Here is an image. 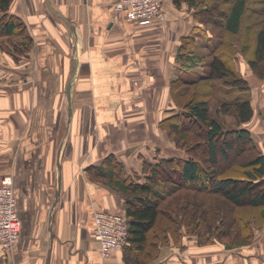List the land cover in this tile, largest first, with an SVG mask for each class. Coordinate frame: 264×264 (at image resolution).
<instances>
[{
	"label": "crops",
	"instance_id": "crops-1",
	"mask_svg": "<svg viewBox=\"0 0 264 264\" xmlns=\"http://www.w3.org/2000/svg\"><path fill=\"white\" fill-rule=\"evenodd\" d=\"M116 1L9 4L33 46L13 54L5 45L21 38L0 34V181L11 178L20 219L17 241L0 245V264H126L122 248L100 255L93 211L122 209L123 200L96 183L90 168L111 154L126 176L145 160L173 156L162 129L179 112L170 80L187 67L178 47L197 35L198 23L185 3L162 0L165 19L141 25L116 11ZM61 92L65 127L53 151L48 141L61 123L50 112ZM182 245H162L149 264H264V228L238 247Z\"/></svg>",
	"mask_w": 264,
	"mask_h": 264
},
{
	"label": "trees",
	"instance_id": "trees-1",
	"mask_svg": "<svg viewBox=\"0 0 264 264\" xmlns=\"http://www.w3.org/2000/svg\"><path fill=\"white\" fill-rule=\"evenodd\" d=\"M210 1L216 2L220 0H172L177 6L185 3L189 7L192 11L194 20L198 23L193 29L201 35L207 34L203 23H206L208 20H211L213 23H219V25L230 34L239 32L243 17L247 10V0H223L226 5L217 12L211 11V7L208 6ZM10 2L11 0H0V34L7 35L10 41L15 37H20L21 42H12L10 45L5 46L7 50L13 54L25 53L32 44V37L19 17L7 13ZM257 10L258 11L254 10L258 13V17H256L257 21L250 22L246 25L245 29L249 31L255 28L252 33L253 44L247 61L251 69L261 76L264 74V23L259 19L262 18L260 14L263 13V10ZM204 12H206V17L208 19H204ZM207 38V40H209V37ZM194 43L195 40L193 35L182 37L178 47V56L190 59L191 62L195 61L194 57L189 54L191 52L189 48ZM209 45L212 58L210 59L207 78L211 81L232 76L234 77V84H236L237 81L243 80L236 74L228 60L231 55L232 43L230 41L229 43H224L221 39L215 44L211 41ZM222 45L226 46V51L220 48ZM204 80L205 78H201L200 80H189L182 76H177L171 81L170 95L176 106L182 108V110L170 117V119H182L183 117H187L193 123L204 125L205 135L200 146L201 148H205V158L207 160L206 167L191 157H161L156 163L146 162L145 160L144 162L151 165L152 169L146 174L145 181L143 182L136 181L128 176L122 178L120 174L123 169L122 163L111 154L100 164L93 165L90 168L92 173L95 172L105 180L106 185L117 189L120 196L123 198L124 212L122 214L127 224V239L122 249L126 264H149L158 256L160 246L170 244V240L172 239L170 230L172 227H174L176 231L175 237L179 236V230L177 231L179 225H176V223L180 224V221L184 228L186 227V229H188L187 227H189L188 231L197 238V242L200 244L206 242L202 240L208 237L210 230L213 231V229H216L218 226H223L225 228L218 233V240H221L220 238L225 235L226 238L231 241L230 244L229 241L223 242L226 248L233 247L235 244H246L251 241L253 233L252 224L250 222L252 219H246L241 214L233 215V220L235 222L233 225L231 219H229L230 222H224V220H222L223 215H220L217 218L218 223L216 225H208L206 220L204 221V200H200L202 203L200 213L194 214L192 209L189 208L193 200L191 197H180L179 211L181 213L175 214L174 212L172 219L177 222H170V224L168 222L169 213L173 207L166 203L167 207L164 208L165 196L171 192H177L179 187L185 184L186 186H199L202 190L217 194L222 198L223 202L235 208L240 209L244 206L259 208L260 217L264 218V154L256 152L247 158L242 164V177H212L214 174L213 167L216 163L217 150L220 149L222 154L226 155L227 149L233 146L226 134L233 132L232 136L236 142H238L237 145H235L237 148H242V144L250 142V135L248 131L243 128H235L225 132L220 122L210 116L209 105L206 99L201 98L194 101L183 102V99H185L187 93H189L190 87L197 91L196 89H201L206 86V83L203 82ZM230 107L233 108L240 122L249 121L253 115V109L248 99L235 101L230 104V106L223 104V113H227ZM182 124L181 122L170 123L169 132H174L176 137H178V135H181L180 137L182 138L185 137L186 131L181 129ZM103 165H105V167H103ZM208 166L209 168L211 167L209 170H207ZM159 168L163 171L165 170L167 174L165 178L159 177ZM173 174L187 183H181L179 181L174 182L172 179V176H174ZM188 200H190V202ZM218 206H222V204H218ZM165 213L166 217L164 218L163 214ZM158 224L160 226L158 233L154 232V234L151 235L152 229ZM188 231L186 230L187 234Z\"/></svg>",
	"mask_w": 264,
	"mask_h": 264
},
{
	"label": "rangeland",
	"instance_id": "rangeland-1",
	"mask_svg": "<svg viewBox=\"0 0 264 264\" xmlns=\"http://www.w3.org/2000/svg\"><path fill=\"white\" fill-rule=\"evenodd\" d=\"M225 5L226 4L223 0L216 2L210 1L208 4V6L211 7V11H215V12L221 10V8L224 7ZM247 5L248 6L242 20L241 29L237 33L230 34L226 32L222 28V26L219 25V23H213L211 22V20L206 21V23L204 22L203 25L205 27V32L207 34L201 35L200 33L197 32V35H193L195 43L192 44L191 47L189 48L191 50L189 54L192 55V57H194L195 61L191 62L190 59H188L186 61L187 67L185 70L181 71L182 72L181 75L178 74L173 75L170 80L171 83V81L175 79L177 76H182L183 78L189 80L192 79L200 80L201 78H205L203 82L206 83V86L202 87L201 89H196L197 91L191 89L190 87L189 93H187L186 96L187 98L185 97V99H183V102L191 101V100L194 101L196 99H201V98L206 99L209 105L210 116L214 117L220 122L225 132L235 128L237 129L243 128L246 129L250 135V142H248L247 144L246 143L242 144V148H237L235 145H237L238 142H236V140L232 136L233 132L226 134V136L231 141L233 146L227 149L226 155H223L220 149L217 150L216 163L213 167L214 170V174L212 176L213 178L227 177V176L242 177L243 175L242 164L247 160V158L256 152H260L264 154V74L259 76L251 69V67L248 64L247 59L253 44L252 33L255 28H252L249 31L245 29L247 24H249L250 22L257 21L256 17H258L257 16L258 13L254 11V10L258 11L257 9L263 10V13L260 14L262 15V18L259 19L261 20V22L264 23V0H247ZM204 17H205L204 19L207 18L206 12H204ZM207 37H209V40H207L208 39ZM221 39L224 43H229V41L232 43L231 46L232 50L230 53L231 55L229 54L230 57L228 58V60L231 63L232 67L234 68L236 74L243 79L241 81H237L236 84H234V77L232 76H228L224 79H214L211 81L207 78L210 67V59L212 58V52L209 42L213 41V43L215 44L218 43L219 40ZM18 42H21V39L18 40L17 43ZM32 46L33 44L29 46V50L32 48ZM220 48L224 49L225 51L227 50L226 46L224 45L220 46ZM21 54H24V52L23 53L21 52ZM243 99H248L253 109V115L249 121L246 122L238 121L232 107H230V110L227 113H223L224 112L222 109L223 104L230 106V104H232L233 102ZM65 102H66L65 93L61 92L59 109H57L56 111L54 110L55 114L50 112L51 117L60 113L57 119L59 120L60 118V123H61V125L54 124V128H55L54 131L56 129L57 131L55 132V135L51 134L53 138L48 141L49 147L52 148L53 151L55 150L57 146L58 138L62 134V131L64 130L65 127L64 125V119L66 114ZM177 110L180 112L182 108L177 107ZM171 121L175 123L177 122H181V124L183 123L181 125L182 126L181 129L183 131H186L185 137L182 138L180 137L181 135H178V137H176L174 132H172L173 134L169 132V124L172 123ZM49 127H52V125H49ZM185 128L188 130H186ZM162 129L165 131V136L167 140L170 141L171 144L173 145L172 152L174 157H181V158L191 157L199 161L201 165H203L204 167L207 166V160L205 158V154H206L205 148H201L200 146V143L204 140V135H205L204 125H200L199 123H193L187 117L186 118L183 117L182 119L172 118L162 124ZM146 162L143 161L140 171L129 172L128 175L126 176H123L124 174H126V172L124 171V167H123L124 165L122 164L123 169L120 172L122 178L128 176L129 178H133L134 180L139 182L145 181L146 174L149 173L150 170L152 169V166L148 165V163ZM103 167H105V165H103ZM51 168H52V164H51ZM210 168L208 166L207 170H209ZM158 171H159V177L165 178V176L167 175L165 170L163 171L161 168H159ZM1 174H6V173L1 172L0 175ZM91 177L96 183H102L103 185L107 186L110 193H113L115 196L123 200V198L120 196L119 191L113 187L106 185L105 180L100 176H98L95 172L91 174ZM172 179L174 180V182L179 181L181 183H187L183 179L177 178L176 175L172 176ZM185 196L191 197L193 199L191 201L192 205H190L189 208L192 209V212L194 214L200 213V210L202 209V203L200 202V200H204L203 202V206L205 210L204 221L206 220V223H208V225L209 224L211 226L216 225L218 223L217 218L220 215L221 216L223 215L222 220H224V222H230L229 219H231V223L234 225L235 222L233 220L234 219L233 215L241 214L246 219H250V220L252 219V221L250 222L252 224V233H253L251 241L255 239L256 232H259L264 228V218L260 217L259 208H253L250 206H244L241 207L240 209L235 208L223 202L222 198H220V196L217 194L211 193L210 191L202 190L199 186L198 187L192 185L186 186V184L182 187H179L177 192H173V193L171 192L165 196L164 208L167 207L166 203H168L169 206L173 207L170 210L171 212L169 211L170 212L169 213L170 216L168 220L169 223L177 222L172 219L173 214L174 212L175 214L181 213L179 211L180 210L179 204L181 199L180 197L184 198ZM188 201L190 202V200ZM218 204L220 205L222 204V206H218ZM123 207L124 206L122 202V209L115 211L123 213L124 212ZM163 217L164 218L166 217V213L163 214ZM179 223L180 224L176 223V225H179V227L177 228V231L179 230L180 233V234L178 233L179 234L178 237H175L176 235L175 228L169 225L170 227H172V229L170 230L171 231L170 235L172 237L170 243L174 246L182 248L183 246L182 242L184 240L189 242L191 241V243L197 245H202V244L207 245V244H212L214 242H220L224 245L223 242L225 241H229V244L231 242L230 240H228V238H226L225 235H223L222 238H220L221 240H218L219 239L218 233L221 230L225 229L223 226L222 227L218 226L216 229H213V231L210 230L208 233V237L202 240L206 242L200 244L197 242V238L191 235L190 232L188 231L189 227H187L188 229H186V227L184 228V226L181 224L182 223L181 221ZM159 227H160L159 224L156 225L152 229L151 235L154 234V232L158 233ZM186 230L188 231V234ZM231 240L234 241L233 239ZM241 245L243 244L240 245L235 244V246L233 247H238Z\"/></svg>",
	"mask_w": 264,
	"mask_h": 264
},
{
	"label": "built area",
	"instance_id": "built-area-1",
	"mask_svg": "<svg viewBox=\"0 0 264 264\" xmlns=\"http://www.w3.org/2000/svg\"><path fill=\"white\" fill-rule=\"evenodd\" d=\"M113 7L116 11H124L129 21L141 25L163 21L166 17L162 0H117ZM93 218V236L99 244L100 255L106 258L126 243L127 224L122 213L104 208L94 210ZM19 233L20 219L12 181L4 176L0 181V245L11 247Z\"/></svg>",
	"mask_w": 264,
	"mask_h": 264
},
{
	"label": "water",
	"instance_id": "water-1",
	"mask_svg": "<svg viewBox=\"0 0 264 264\" xmlns=\"http://www.w3.org/2000/svg\"><path fill=\"white\" fill-rule=\"evenodd\" d=\"M50 7V6H49ZM51 8V10L52 11H54L53 9H52V7H50ZM73 75H74V73H73ZM72 75V76H73ZM69 86V85H68ZM68 100H69V105H70V97H69V94H68ZM69 111H71V106H69ZM64 142V139H63V141H62V143Z\"/></svg>",
	"mask_w": 264,
	"mask_h": 264
}]
</instances>
